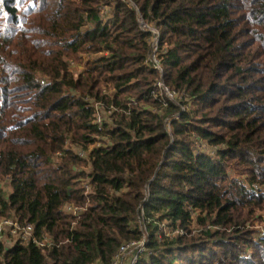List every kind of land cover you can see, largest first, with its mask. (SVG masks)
<instances>
[{"label":"trees","instance_id":"1","mask_svg":"<svg viewBox=\"0 0 264 264\" xmlns=\"http://www.w3.org/2000/svg\"><path fill=\"white\" fill-rule=\"evenodd\" d=\"M126 1L0 0V264H264V0Z\"/></svg>","mask_w":264,"mask_h":264},{"label":"built area","instance_id":"2","mask_svg":"<svg viewBox=\"0 0 264 264\" xmlns=\"http://www.w3.org/2000/svg\"><path fill=\"white\" fill-rule=\"evenodd\" d=\"M126 1V0H123ZM127 2V1H126ZM128 4L130 3V1L128 0L127 2ZM130 6H133L132 4H130ZM106 10V9H105ZM138 10V9H137ZM141 26L143 29L151 32L153 34V43L155 45V53L151 58V62L153 63L154 67L159 70L160 72H163L162 66L160 61L157 59L156 56V51L158 48V44H159V39H160V34L159 31L147 24L144 23V21L141 19L140 20ZM75 67V66H74ZM157 86L159 88H161L163 91H165V93L171 98L174 99L175 94L172 93L169 88H167L164 84L163 81H159L157 83ZM96 107V123L98 124H102L104 121V115H103V110L102 108L98 105L95 104ZM67 210L71 213H73L74 215H78L79 211L77 209L72 208L71 206L67 207ZM13 238L19 241H22L23 243L26 242H30L35 240L34 238V228L31 225H27L25 227L21 226L17 221L11 220V219H4L0 222V242H3L4 240H6V238ZM49 241H42L39 242L38 245L40 247H46L48 246ZM135 249H138V253L142 252L144 250V243H131L129 245H126L124 247L121 248L119 254L117 255L115 261L112 264H125V260H124V256L127 255L128 253H133V251ZM137 261V255L136 254H132L130 255L129 258V262L128 264H135Z\"/></svg>","mask_w":264,"mask_h":264},{"label":"rangeland","instance_id":"3","mask_svg":"<svg viewBox=\"0 0 264 264\" xmlns=\"http://www.w3.org/2000/svg\"><path fill=\"white\" fill-rule=\"evenodd\" d=\"M110 12V10L106 9L105 10V13L108 14ZM79 70H81L80 68H77V69H73L74 72H78ZM7 240H5V242H7L8 246H10L9 244V241L10 242H13L14 240L13 239H10V238H6ZM130 255H132V253H128L127 255L124 256V260H125V264H127L129 262V258H130Z\"/></svg>","mask_w":264,"mask_h":264}]
</instances>
